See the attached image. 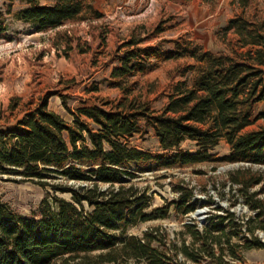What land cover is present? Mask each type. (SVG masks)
Wrapping results in <instances>:
<instances>
[{"label": "trees", "instance_id": "16d2710c", "mask_svg": "<svg viewBox=\"0 0 264 264\" xmlns=\"http://www.w3.org/2000/svg\"><path fill=\"white\" fill-rule=\"evenodd\" d=\"M17 1L25 4L18 17L33 32L85 19L90 10L86 0ZM237 1L242 6L248 2ZM9 12L8 5L0 9V34L6 31ZM223 30L235 34L244 51L213 52L178 42L162 49L131 39L115 55L109 73L111 85L123 92L117 101L71 109L63 100L72 118L68 122L44 98L12 125L0 126V173L51 187L38 215L23 216L0 198V264H229L243 261L244 250L264 248V201L258 197L264 175L249 168L229 174L252 211L249 216L217 206L201 225L184 223L175 233L178 241L159 227L126 234L139 222L166 218L170 209L186 215L199 202L181 181L174 187L175 198L151 206L152 193L133 182L141 171L201 162L264 166V128L242 131L264 117V111L254 113L255 105L264 102V17L233 16ZM180 57L197 65L180 71L181 79L167 91L160 110L128 98L130 89L123 85L128 76ZM190 69L195 72L188 82L184 76ZM149 131L160 151L130 144L135 134ZM186 140L196 144L195 151L180 148ZM220 140L229 151L216 156L210 150ZM255 185L260 188L250 191Z\"/></svg>", "mask_w": 264, "mask_h": 264}, {"label": "rangeland", "instance_id": "374dc122", "mask_svg": "<svg viewBox=\"0 0 264 264\" xmlns=\"http://www.w3.org/2000/svg\"><path fill=\"white\" fill-rule=\"evenodd\" d=\"M49 4L54 0H39ZM90 10L85 19L66 21L58 28L33 32L17 15L25 4L0 0V9L8 5L6 31L0 34V126L8 127L42 99H48L51 110L68 122L70 114L62 105L75 109L79 106L117 101L122 90L112 86L109 73L115 55L124 50L125 41L136 39L139 46L156 45L174 48L176 43L200 46L213 52L244 51L237 45V36L224 32L223 27L233 16L250 20L264 17L263 0H248L242 6L237 0H86ZM94 13L99 16L95 17ZM69 43V47L66 43ZM187 65H197L190 57L163 60L147 72L128 76L124 87L130 89L128 98L148 102L153 110H160L166 93L181 79L180 71ZM194 69L184 78L190 82ZM264 111V102L255 105L254 113ZM264 128V117L256 119L242 130ZM130 144L151 152L160 151L152 131L135 134ZM180 148L195 151L196 144L184 141ZM216 156L229 151L225 140L210 150ZM260 171L264 166L249 163L201 162L190 166L150 169L138 173L135 185L152 193L151 206H158L176 197L175 185L184 182L198 199L197 207L186 215L170 209L166 218L139 222L126 230L138 234L159 227L167 238L178 241L175 233L187 222L201 225L210 210L220 206L230 208L243 217L252 211L231 184L229 174L237 169ZM70 183V182H69ZM260 185L250 188L258 190ZM51 187L20 180L13 174L0 173V198L23 216L38 215L41 200L50 194ZM65 196V195H62ZM264 201V191L258 196ZM198 211L197 214L195 212ZM258 232L259 236L262 234ZM188 264H214L209 260ZM129 264H144L133 263ZM229 264H264V248L243 251V261Z\"/></svg>", "mask_w": 264, "mask_h": 264}, {"label": "water", "instance_id": "95a60500", "mask_svg": "<svg viewBox=\"0 0 264 264\" xmlns=\"http://www.w3.org/2000/svg\"><path fill=\"white\" fill-rule=\"evenodd\" d=\"M197 213H198V211L195 212V214H197Z\"/></svg>", "mask_w": 264, "mask_h": 264}, {"label": "crops", "instance_id": "0c3cea01", "mask_svg": "<svg viewBox=\"0 0 264 264\" xmlns=\"http://www.w3.org/2000/svg\"><path fill=\"white\" fill-rule=\"evenodd\" d=\"M204 50H206V49H204Z\"/></svg>", "mask_w": 264, "mask_h": 264}]
</instances>
